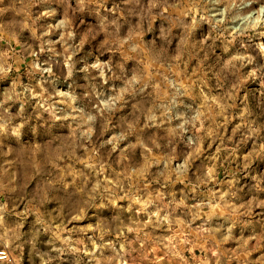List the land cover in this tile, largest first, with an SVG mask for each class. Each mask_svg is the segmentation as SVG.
Returning <instances> with one entry per match:
<instances>
[{
    "label": "rangeland",
    "instance_id": "rangeland-1",
    "mask_svg": "<svg viewBox=\"0 0 264 264\" xmlns=\"http://www.w3.org/2000/svg\"><path fill=\"white\" fill-rule=\"evenodd\" d=\"M0 264H264V0H0Z\"/></svg>",
    "mask_w": 264,
    "mask_h": 264
},
{
    "label": "built area",
    "instance_id": "built-area-1",
    "mask_svg": "<svg viewBox=\"0 0 264 264\" xmlns=\"http://www.w3.org/2000/svg\"><path fill=\"white\" fill-rule=\"evenodd\" d=\"M9 257V252L4 248H0V261H6L9 259Z\"/></svg>",
    "mask_w": 264,
    "mask_h": 264
}]
</instances>
